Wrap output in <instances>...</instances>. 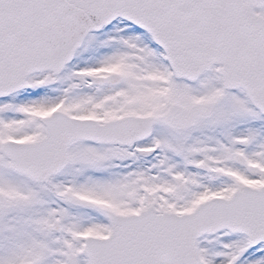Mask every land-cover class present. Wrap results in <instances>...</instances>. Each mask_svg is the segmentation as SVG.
<instances>
[{"label": "snow or ice", "instance_id": "6c2138e0", "mask_svg": "<svg viewBox=\"0 0 264 264\" xmlns=\"http://www.w3.org/2000/svg\"><path fill=\"white\" fill-rule=\"evenodd\" d=\"M0 264H264V0H0Z\"/></svg>", "mask_w": 264, "mask_h": 264}]
</instances>
